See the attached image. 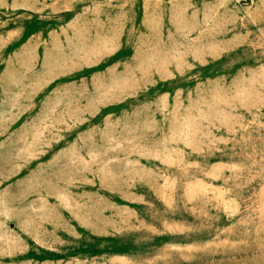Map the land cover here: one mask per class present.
Returning a JSON list of instances; mask_svg holds the SVG:
<instances>
[{
  "label": "rangeland",
  "instance_id": "rangeland-1",
  "mask_svg": "<svg viewBox=\"0 0 264 264\" xmlns=\"http://www.w3.org/2000/svg\"><path fill=\"white\" fill-rule=\"evenodd\" d=\"M0 264H264V0H0Z\"/></svg>",
  "mask_w": 264,
  "mask_h": 264
}]
</instances>
